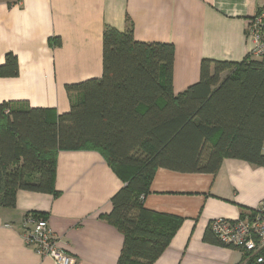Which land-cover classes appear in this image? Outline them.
Returning a JSON list of instances; mask_svg holds the SVG:
<instances>
[{
    "label": "crops",
    "instance_id": "obj_1",
    "mask_svg": "<svg viewBox=\"0 0 264 264\" xmlns=\"http://www.w3.org/2000/svg\"><path fill=\"white\" fill-rule=\"evenodd\" d=\"M264 0H0V64L7 52L18 73L0 77V103L25 101L68 111L65 85L102 73V32L131 25L141 41L173 46L172 86L199 79L202 59L240 61L250 53L248 19ZM123 185L96 150H61L58 194L17 190L0 206V264H54L25 243L26 215L46 219L75 264H117L123 236L102 215ZM264 201V167L223 158L215 173L155 169L143 207L179 217L169 244L151 264H244L242 249L203 238L215 218L235 220Z\"/></svg>",
    "mask_w": 264,
    "mask_h": 264
},
{
    "label": "trees",
    "instance_id": "obj_2",
    "mask_svg": "<svg viewBox=\"0 0 264 264\" xmlns=\"http://www.w3.org/2000/svg\"><path fill=\"white\" fill-rule=\"evenodd\" d=\"M172 69V44L105 26L101 76L65 85L68 111L0 103V206L13 207L19 189L58 194L57 153L96 150L123 182L102 215L123 236L117 264H151L181 222L142 205L156 168L215 173L223 158L264 167V62L202 59L178 94ZM17 73L7 52L0 77ZM203 238L220 243L209 226Z\"/></svg>",
    "mask_w": 264,
    "mask_h": 264
},
{
    "label": "built area",
    "instance_id": "obj_3",
    "mask_svg": "<svg viewBox=\"0 0 264 264\" xmlns=\"http://www.w3.org/2000/svg\"><path fill=\"white\" fill-rule=\"evenodd\" d=\"M246 37L251 44L250 55L264 62V3L248 19ZM264 153V142L262 144ZM31 224V228L27 224ZM24 241L41 256L50 258L54 264H75L68 252L59 244L58 238L46 219L26 215L23 221ZM209 229L222 244L242 249L257 264H264V201L251 212L235 220L215 218Z\"/></svg>",
    "mask_w": 264,
    "mask_h": 264
}]
</instances>
